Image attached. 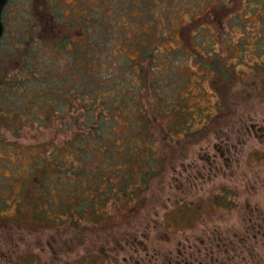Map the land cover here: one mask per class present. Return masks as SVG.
<instances>
[{"label":"rangeland","instance_id":"rangeland-1","mask_svg":"<svg viewBox=\"0 0 264 264\" xmlns=\"http://www.w3.org/2000/svg\"><path fill=\"white\" fill-rule=\"evenodd\" d=\"M9 2L2 46L13 44L26 50L23 43L29 40L31 58L42 59L44 48L50 56L52 46L46 41L40 46L33 44L39 32L51 42L49 39L64 31L62 23H77L80 29L90 18L95 0ZM181 19L185 20L186 14L182 13ZM204 28L206 33L215 31L208 23ZM194 29L178 24L170 40L160 41L161 52L170 51L176 44L178 53L167 58L157 55V63L159 59L160 67L177 68L172 74L169 70V76L155 78L158 97H172L170 108L184 105L183 110L193 117V127L186 125L188 118L175 114L173 118L154 120L150 113L155 100L150 88L141 92L155 131L157 152L164 158V162L160 160L161 173L150 181L142 197L110 205L100 225L33 226L21 223L17 217H7L22 203L19 189L14 186V194L0 202V264H264V55L259 60L252 49L239 47L238 41L244 39L240 30L233 42L219 46L225 65L235 69L231 81L214 80L217 78L203 70L191 55L194 45L189 34ZM163 34L167 36L164 30ZM73 39L77 40L75 36ZM71 50H66L56 63L62 75L70 69L62 60L66 61ZM0 56L8 54L1 55L0 51ZM10 56L0 59V69L8 68L12 73L23 65L20 55ZM239 59L242 63L238 65ZM256 62L260 67L255 71L252 65ZM38 109L44 117L46 108ZM60 122L64 120L52 118L43 125L48 128H25L16 133L1 124L0 141L18 144V152H23L15 154L7 146L8 151L0 156L11 166L20 167L22 162L28 168L39 154L35 146L62 142L73 132L83 131L78 124L66 131ZM165 130L171 134L164 137ZM221 192L230 196L233 207L225 208L221 201L215 207L213 196ZM183 203L198 211L196 218L167 228L166 222H172L174 215L170 214Z\"/></svg>","mask_w":264,"mask_h":264},{"label":"trees","instance_id":"trees-1","mask_svg":"<svg viewBox=\"0 0 264 264\" xmlns=\"http://www.w3.org/2000/svg\"><path fill=\"white\" fill-rule=\"evenodd\" d=\"M8 3L12 2L8 0L1 14L0 39L1 55L8 56L0 59L17 54L23 66L12 73L8 68L0 69V125L16 133L25 128H48L43 126L46 122L60 118L64 120L60 126L66 131H71L74 124L83 128L62 142L35 146L39 154L28 168L22 162L20 167L11 166L0 156V202L11 197L14 186L22 202L7 217H17L21 223L33 226L100 225L105 209L121 200L141 198L150 181L161 173L160 160L164 162V158L157 152L155 131L141 92L150 88L155 100L150 113L154 120L173 118L175 114L188 118L186 125L193 127V117L189 118L184 105L170 108L172 97H158L155 78L168 75L169 70L172 74L177 67H160L157 55L167 58L178 53L176 44L170 51L161 52L160 41L170 40L176 25L197 28L188 33L194 45L191 55L203 70L217 78L214 80L231 81L235 69L225 65L219 46L233 42L240 30L244 39L238 41L239 47L252 49L259 60L264 55V0H95L90 18L82 21L80 29L77 23H62L64 31L49 39L51 42L37 31L40 35L33 44L40 46L46 41L52 46L50 56L44 48L42 59L31 58L29 40L23 43L26 50L13 44L2 46ZM182 13L186 14L185 20L181 19ZM201 15L206 18L201 19ZM205 23L215 31L206 33ZM55 26L58 28V24ZM69 48L71 54H66L69 57L62 63L70 69L62 75L56 63ZM36 50L34 47L33 52ZM252 66L256 71L260 64ZM40 106L46 108L44 117L38 113ZM170 134L165 130L164 137ZM7 146L15 154L23 152H18V144L0 141V153L8 151ZM229 197L221 192L213 196V204L217 207L221 201L225 208H231ZM172 214L167 228L191 222L198 211L183 203Z\"/></svg>","mask_w":264,"mask_h":264},{"label":"water","instance_id":"water-1","mask_svg":"<svg viewBox=\"0 0 264 264\" xmlns=\"http://www.w3.org/2000/svg\"><path fill=\"white\" fill-rule=\"evenodd\" d=\"M8 0H0V39L3 34V24L1 21V14Z\"/></svg>","mask_w":264,"mask_h":264},{"label":"flooded vegetation","instance_id":"flooded-vegetation-1","mask_svg":"<svg viewBox=\"0 0 264 264\" xmlns=\"http://www.w3.org/2000/svg\"><path fill=\"white\" fill-rule=\"evenodd\" d=\"M8 2V1H7Z\"/></svg>","mask_w":264,"mask_h":264}]
</instances>
